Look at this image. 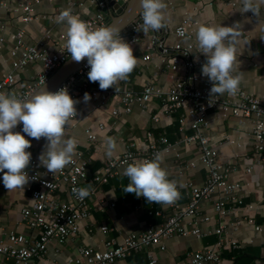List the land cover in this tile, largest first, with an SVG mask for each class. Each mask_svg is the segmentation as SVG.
Wrapping results in <instances>:
<instances>
[{
	"label": "crops",
	"instance_id": "0c3cea01",
	"mask_svg": "<svg viewBox=\"0 0 264 264\" xmlns=\"http://www.w3.org/2000/svg\"><path fill=\"white\" fill-rule=\"evenodd\" d=\"M165 2L168 17L166 27L159 32L144 33V40L141 43L131 45L133 55L138 60L137 66L127 80L119 81L114 86V92L118 94L128 88L140 92L143 85L148 82L167 90L172 82L170 73L165 69L164 58L158 48H148L149 39L156 33L159 41L169 47L175 42L188 43L187 38H177L174 30L184 18H189L195 22L192 33V40L195 43V31L199 25L240 24L242 36L236 45L237 72L243 77L240 87L246 93L262 98L264 101V31H262L264 3L260 5L259 17H256L251 12H240L241 0H230L234 4L222 0H165ZM70 3H73V14L78 15L82 21L98 13V6L92 0H43L34 6V12L39 18L24 24L17 15L0 7V39L2 40L0 77L11 70L13 58L10 50L13 47V36L21 29L25 32L26 44L33 45L41 41L50 51H56L55 41L60 36H65V27L42 16H50L70 8ZM47 34L54 42L45 39ZM245 41L248 42L245 44ZM146 55H150V58L144 60ZM204 57L206 58L205 55ZM39 70V62L29 63L24 69L17 70L14 91L21 90L31 83ZM75 107L77 115L69 120L65 129V138H72L77 142L73 157L81 154L82 157L90 160L89 179L98 174L111 159L120 155L130 142L142 145L156 139L159 135L173 142L180 139L182 135L192 134L187 122H185L183 134L179 131L181 109L165 114L163 103L156 99L149 103L146 110L135 106L130 113H121L118 116L111 115L114 108L120 107L116 96L110 98L105 104L89 101L85 103L83 99H80ZM154 116L159 117L158 122L153 121ZM206 119L208 127L205 133L210 138L211 147L217 152V161L235 168L229 179L232 182H238L241 186L242 203L238 205V214L251 218L254 224L263 228L262 231L257 232L250 225L243 224L237 230H233L230 224L234 216H227L224 220L227 232L223 237L225 241H234L236 245L223 243L219 247L221 264H264V156L262 162H258L259 156L253 153L252 122L244 117H223L217 108L209 109ZM88 128L95 134V141L87 139L85 130ZM106 136L113 137L118 145V150L111 158L105 155L104 138ZM45 144L44 138L38 142L34 150L37 158L44 150ZM199 154L196 144L182 143L172 153L161 156V167L168 172V179L176 182L180 192L179 199L175 201L179 208L187 205L188 190L183 186V179L177 175V168L194 162L195 167L185 172L186 178L196 185L203 184L206 179V170L199 161ZM42 169L45 168L42 167ZM123 169L118 175L108 178L105 183L96 185L97 197L89 202V217L79 223V231L74 236L60 245L51 243L40 257H32L25 262L17 263L14 259L0 256V264H73L72 261L77 257L79 248L90 247L102 251L105 249L106 240L114 239L115 242H122L130 234H139L147 226H158L164 222L173 213L171 205L148 203L144 197L137 198L134 193L123 192L129 182L127 177L122 175ZM85 186L91 187L90 180L85 182ZM37 188L35 183L29 182L23 190L7 192L0 178L1 240H5L9 233L22 234L29 242L36 238L37 232L24 223L21 211L25 207L32 206L31 192ZM58 196L63 201L68 198L64 189L58 192ZM100 199L104 200L103 204L99 203ZM200 208L202 214L212 218L209 223L200 225L204 234L202 238L173 235L165 239L164 250L148 247L128 256L125 263L148 264L152 258L157 264L185 262L192 252L212 247L217 241L214 229L218 226L219 220L208 202L202 201ZM183 225L191 228L189 221H184ZM101 226H106L108 230L102 232ZM123 263L118 261L113 264Z\"/></svg>",
	"mask_w": 264,
	"mask_h": 264
},
{
	"label": "built area",
	"instance_id": "2783aa9c",
	"mask_svg": "<svg viewBox=\"0 0 264 264\" xmlns=\"http://www.w3.org/2000/svg\"><path fill=\"white\" fill-rule=\"evenodd\" d=\"M7 2L0 0V7L7 12L17 15L19 20L28 24L36 21L39 17L34 12V6L43 0H11ZM52 1V0H48ZM229 4H234L230 0ZM98 6V13L84 19L83 21L92 28L104 27L107 19L103 13L104 2L92 0ZM79 5H82L79 3ZM73 3H70L72 9ZM55 12L50 16H42L55 22ZM141 18V16H140ZM142 19V18H141ZM195 22L189 18H184L175 28L174 34L177 38H187L188 43L175 42L171 47L159 41L156 33L151 35L148 48H158L164 58L165 69L170 73L172 82L167 90L148 82L143 85L140 92H135L128 88L120 93H115L114 88L101 90L98 82H90L87 77L89 66L84 61L71 77L66 79L52 92L61 88L67 89L69 95L79 101L83 99L87 92L91 99L89 102L105 104L110 98H118L119 106L111 111L112 116L121 113L128 114L133 107L137 106L141 110H146L152 100H160L164 105L163 112H171L181 109L179 131L182 133L185 122L192 130L191 135H182L178 140L170 142L165 136L159 135L154 140L139 145L130 142L123 152L111 159L98 174L88 175L89 159L81 154L73 157L72 162L61 172L54 176L47 170L42 169L39 160L34 154V150L40 140L28 137L22 132V125H18L13 131L21 132L26 139L31 141V147L27 149L31 153V162L26 169L29 182L35 183L38 188L31 192L32 206L25 207L21 211L24 223L33 231H36V238L28 241L22 234L9 233L5 240L0 239V256L14 259L17 263L25 262L32 257H40L48 246L55 242L63 244L70 237L79 231V223L89 217V202L97 197L96 185L105 183L108 178L118 175L121 170L130 163L151 160L156 154H170L182 143L196 144L199 149V161L206 170V179L201 185H196L186 178V171L195 167L194 162H189L177 168V175L183 179V186L188 190V202L184 208H179L176 203L171 204L173 213L158 226H147L139 234H130L124 241L115 242L114 239L105 241V249L95 250L90 247L78 249L77 257L73 264H113L123 261L135 252L142 251L148 247H158L164 250L165 239L173 235L193 236L197 239L203 237L200 225L209 223L212 218L200 211L202 201L211 204L212 210L216 214L219 224L214 229L217 241L212 247L192 252L185 262L177 261L173 264H221L219 247L225 243L236 245L234 241L223 237L227 228L224 220L227 216H234L230 227L237 230L241 225L248 224L257 232L263 230L259 225L254 224L251 218L240 216L237 212L238 205L242 203L240 197L241 186L238 182H232L229 176L235 170L232 165H223L217 161V152L211 147L210 138L205 130L208 127L206 119L207 111L211 108L220 110L223 117H244L252 122V149L253 153L259 156L258 162H262L264 156V101L262 98L246 93L240 87L235 96L225 93L222 96H209L212 83L201 74V66L206 62L203 54L198 52L195 42L192 40ZM141 26L137 25L131 32L120 36L126 43L134 45L144 40V33L140 31ZM24 30H19L13 36V47L10 55L13 58L11 70L3 73L0 77V93H14L20 99L30 97L47 79L70 57L64 48L65 36H60L55 44V52L44 44L38 42L28 45L24 42ZM45 39L51 40L47 34ZM2 40L0 39V48ZM150 58L146 55L144 60ZM39 62L40 70L34 80L23 89L14 91L16 85L17 70L24 69L29 63ZM176 74H178L176 76ZM14 91V92H13ZM154 122L159 121L158 116L153 117ZM183 134V133H182ZM85 135L89 141H95L96 136L90 128L85 130ZM3 173L0 172V178ZM90 180L91 187L85 186V182ZM73 188H88L90 195L83 200L77 198L73 193ZM65 190L67 200H60L58 192ZM103 204L104 200L100 199ZM114 206V204H111ZM159 214V212H156ZM184 221H189L191 228L183 225ZM102 232L108 228L101 226ZM148 264H157L155 259H150Z\"/></svg>",
	"mask_w": 264,
	"mask_h": 264
},
{
	"label": "clouds",
	"instance_id": "9594fccd",
	"mask_svg": "<svg viewBox=\"0 0 264 264\" xmlns=\"http://www.w3.org/2000/svg\"><path fill=\"white\" fill-rule=\"evenodd\" d=\"M261 3L264 0H241L240 12H251L259 17ZM166 8L165 0H138L142 18L140 31L146 34L166 27ZM55 22L65 27L64 48L71 59L79 63L86 58L88 80L98 82L101 90L114 88L119 81L127 80L136 68L137 57L120 37V29L116 25L94 29L73 14L71 8L63 9ZM241 36L239 23L197 27L198 52L206 56L201 74L212 83L210 97L225 93L235 96L238 93L243 77L237 72L236 45ZM43 85L44 81L27 99H20L14 93H0V172L7 192L23 190L30 180L26 169L31 162V153L27 151L31 141L21 132L13 131L18 125H22V132L28 137L46 140L38 160L40 166L53 176L69 165L75 155L77 142L65 138V129L69 120L77 115L75 105L78 101L65 88L50 92ZM90 99L86 92L83 101L87 103ZM104 150L108 158L118 150L113 137L104 138ZM161 163L162 157L156 154L151 160L128 164L122 172L129 181L123 192L134 193L137 198L144 197L148 203H175L180 192L176 182L168 179V172ZM72 191L80 200L90 195L88 188H73Z\"/></svg>",
	"mask_w": 264,
	"mask_h": 264
},
{
	"label": "water",
	"instance_id": "95a60500",
	"mask_svg": "<svg viewBox=\"0 0 264 264\" xmlns=\"http://www.w3.org/2000/svg\"><path fill=\"white\" fill-rule=\"evenodd\" d=\"M105 4L103 13L107 19V25H116L119 27V35L131 32L137 25L141 26L142 19L138 11V0H98ZM74 62L69 57L44 83L47 91L52 92L78 69L84 62ZM41 87V86H40ZM39 87V88H40ZM38 88V89H39Z\"/></svg>",
	"mask_w": 264,
	"mask_h": 264
}]
</instances>
